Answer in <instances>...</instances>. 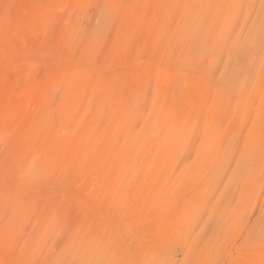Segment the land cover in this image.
<instances>
[{
	"label": "rangeland",
	"instance_id": "374dc122",
	"mask_svg": "<svg viewBox=\"0 0 264 264\" xmlns=\"http://www.w3.org/2000/svg\"><path fill=\"white\" fill-rule=\"evenodd\" d=\"M73 235L264 264V0H0V264Z\"/></svg>",
	"mask_w": 264,
	"mask_h": 264
},
{
	"label": "bare ground",
	"instance_id": "6f19581e",
	"mask_svg": "<svg viewBox=\"0 0 264 264\" xmlns=\"http://www.w3.org/2000/svg\"><path fill=\"white\" fill-rule=\"evenodd\" d=\"M172 35V34H171ZM175 34H173V36H174ZM172 36V37H173ZM172 37H170L169 38V36H168V40L169 39H171ZM175 37H177V35L175 36ZM174 38V37H173ZM172 38V39H173ZM71 103H73V102H71ZM70 103V105H72ZM52 111V110H51ZM46 115V114H45ZM65 115V114H64ZM58 118V117H57ZM65 120V119H64ZM66 122V121H65ZM64 122V123H65ZM88 122H90V121H88ZM113 139V138H112ZM8 176V175H7ZM20 221V220H19ZM18 223V222H17ZM20 223V222H19ZM51 224V223H50ZM50 224H48L49 226H50ZM9 226V225H8ZM7 226V227H8ZM44 226H45V224H44ZM12 227V226H11ZM22 227V226H21ZM51 227H52V225H51ZM43 228V227H42ZM48 228V227H47ZM44 229V228H43ZM49 229V228H48ZM51 229V228H50ZM35 230V229H34ZM44 232V231H43ZM33 235V234H32ZM41 235V234H40ZM71 234H69V236H70ZM77 235H79V234H77ZM34 236V235H33ZM65 236V235H64ZM74 236V238H72V237H68V238H66V240L65 241H63V242H60L61 244L59 245V246H57V244H55L56 246H57V248H58V252H60V255L63 257V254H61V252L63 251V250H66L65 252L67 253V251L71 254V257H70V260H71V262H70V264H96V260H97V258H96V256H94V252L93 251H91V250H89V248L88 249H86V248H84V245H82L81 246V244L79 243V239L77 240V238H80L79 236L77 237L76 235H73ZM77 238H76V237ZM42 238V237H41ZM76 238V239H75ZM31 240H32V238H30ZM37 239H38V237H37ZM31 242V241H30ZM36 242V241H35ZM26 243V242H25ZM32 243H34L33 241H32ZM55 243V242H54ZM28 244H29V241H28ZM27 244V245H28ZM27 245H25L26 247H29V246H27ZM32 246V245H31ZM85 247H87V246H85ZM30 248V247H29ZM57 248L55 249V251L57 252ZM90 248H91V246H90ZM92 250H94L93 249V247H92ZM54 251V252H55ZM51 252H52V250H51ZM57 252V253H58ZM65 255L67 256V254H64V257H65ZM69 255V254H68ZM47 256V255H46ZM50 256V255H49ZM52 256H53V252H52ZM51 256V257H52ZM54 256L56 257L57 255H55V253H54ZM55 257H53V258H55ZM61 257V258H62ZM63 257V258H64ZM48 258V257H47ZM68 258H69V256H68ZM67 257H66V259H68ZM51 259V258H50ZM65 258H64V260H66ZM45 260H46V258H45ZM49 260V259H48ZM48 260H46V261H48ZM60 260V259H59ZM63 260V259H62ZM61 260V261H62ZM58 261V260H57ZM60 261V262H61ZM43 262H45V261H43ZM59 262V261H58ZM58 262L56 263V262H54V260H50V261H48V264H58ZM59 262V263H60ZM65 262H67V261H65ZM68 262H69V260H68ZM43 264V263H42ZM45 264H47V263H45ZM62 264H63V262H62ZM68 264V263H67Z\"/></svg>",
	"mask_w": 264,
	"mask_h": 264
}]
</instances>
